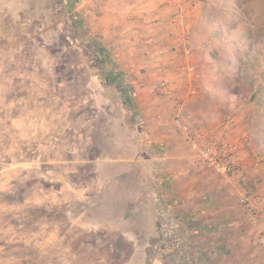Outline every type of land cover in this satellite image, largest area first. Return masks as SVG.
I'll list each match as a JSON object with an SVG mask.
<instances>
[{
  "label": "rangeland",
  "instance_id": "obj_1",
  "mask_svg": "<svg viewBox=\"0 0 264 264\" xmlns=\"http://www.w3.org/2000/svg\"><path fill=\"white\" fill-rule=\"evenodd\" d=\"M27 1L0 0L3 3L0 18L8 22L9 17L13 20L17 9L21 11ZM30 1L38 5L39 16L38 21L31 22L33 24H29L26 31L38 35L42 33L39 24L44 7L47 29L45 50H50L48 55L54 58V61L51 60L61 72L60 79L69 84L67 92L77 96L90 77L89 62L92 61L91 65L98 70L100 66H105L103 50L106 48L101 41L96 42L90 37L85 20L73 11L79 6L78 0ZM203 1L195 0L201 7L200 12H187L186 17H190L197 26L207 20V31L203 30L205 26L192 28L190 34L193 41L185 48L191 49L194 42L198 44L207 40V75L198 77L195 71L188 78V73L183 74L182 71L184 65H181L175 75L174 91L179 93L178 98H182L183 103L192 95L191 85L207 82V102L200 109H192V115L197 120L203 115L207 118V124L202 126L206 130H196L193 138L201 146L209 147L215 142L217 148L228 150L238 169L236 175L227 180L208 168L194 169L200 177L194 176L200 180L205 178L207 186L178 185V193L190 191L192 198H198L193 205L199 206L188 218H185L182 207L179 210L172 207L171 197L178 200L177 196L161 198L156 191L154 200L146 203L139 194L133 196L137 182L129 175L133 166L128 164L131 154L122 151V138L112 137L113 146L110 143L105 145L108 137L105 142L101 138V133L109 129L105 116H102L95 124L96 147L103 150L101 152L111 147L107 150L111 156L108 163L113 164L112 169L119 173L118 177L113 175L111 180L106 181L109 193L101 189L97 197L94 191V197L89 194L81 201L73 200L48 209L42 202L47 172L54 180L63 176L73 180L71 168L64 170L53 166L49 169L44 159H40L36 167L18 165V168H10L15 165L10 166V156L4 154L0 157V169L10 168L0 175V264H264V248L259 247L255 240L260 222L250 220L238 202L240 194L264 201V0H207V10ZM19 29L17 27L13 31L20 34L22 29ZM51 37H56L55 44L48 41ZM24 50L27 56L22 58L0 55L1 84L5 68L30 66L31 49L27 46ZM57 51L67 54L65 59ZM96 54L101 57L100 61L91 58ZM183 54L188 56L185 60L192 59V64H199V59L205 60L204 55L199 54L200 58L193 60L189 52ZM38 63L43 64V61L38 59ZM72 71L78 72L80 77H75ZM137 76L113 75L117 86L123 83L129 85L126 86L125 100L131 117H137L138 113L131 86ZM151 77L154 86L168 84L159 75ZM98 79L101 83L106 82L104 70L98 73ZM159 86L160 89H155L158 95H169L166 94L169 89L163 91ZM40 111L44 117L45 106ZM76 111H82L83 118L92 114L88 106ZM117 116L120 114L114 118ZM70 117L73 118V112ZM76 128H79L78 125ZM224 135L226 138H223ZM189 151L192 152L190 148ZM88 152L93 154L95 151L91 147ZM24 156L23 153V161ZM90 179L88 166L83 167L75 177L79 187L89 183ZM169 187L166 180L161 185L164 191H169ZM155 188L159 189L151 185L152 190ZM127 189L132 194L129 203L135 204V207L121 201L125 193L128 196ZM145 197L149 196L146 194ZM113 205L116 206L114 210L110 209ZM203 211H207V215ZM123 219L126 223L129 221L127 226H123ZM70 222L82 223L85 227L97 222L99 230L80 234L75 228L68 229ZM159 226L160 232L155 229ZM123 229L128 233H123ZM132 242L137 244L136 248L131 246Z\"/></svg>",
  "mask_w": 264,
  "mask_h": 264
},
{
  "label": "crops",
  "instance_id": "obj_2",
  "mask_svg": "<svg viewBox=\"0 0 264 264\" xmlns=\"http://www.w3.org/2000/svg\"><path fill=\"white\" fill-rule=\"evenodd\" d=\"M78 1L79 6L73 11L85 20L90 37L96 42L101 41L106 49L103 50L105 66H100L98 70L91 65L92 61L89 62L90 77L77 96L76 94L71 96L67 92L69 84L60 79L61 72L55 62L53 63L54 58L48 55L51 53L50 50H45L47 29L44 7L42 9L44 15L41 25L39 24L42 33L39 35L26 31L29 24H33L31 22L38 21L39 16L38 5L35 6L30 0L25 2L21 11L17 9V15L15 13L12 16L15 17L13 20L9 17L8 22L0 18V55L22 58L27 56L24 48L28 46L31 49L29 67H17L18 69L8 67L2 71L4 80L2 84L0 81V157L4 154L10 156L12 161L10 166L15 163L10 168H18V165L36 167L40 164V159L45 160V165L49 169L53 166L64 170L71 168L73 180L64 176L62 179L54 180L50 176L51 173L47 172L48 180L45 181L47 184L43 189L42 202L48 209L69 204L73 200L81 201L89 194H93L94 197V191L97 197L101 189L109 193L106 181L111 180L113 175L118 177L119 173L112 169L113 164L108 163L111 156L107 150L111 147L108 146L107 150L101 152L103 150L96 147L97 136L94 135L98 118L105 116L107 120L105 124L109 128V131L104 129L105 132L101 133L104 142L108 137L105 145L110 143V146H113L115 143L112 137L120 136L123 140L122 151L131 154L128 164L133 166L129 175L131 180L136 179L137 182H133L137 185V189L133 190V196L139 194L138 196H142V201L146 203L154 200L156 191H159L161 198L166 195L169 198L177 196L178 200L171 197L172 207L175 210L182 207L186 214L185 218L191 217L197 210L195 207L199 206L193 205L198 198H192L190 191L182 194L181 191H184L182 188L181 193H178L180 190L178 185L207 186L206 179L200 180L198 178L200 174L194 172V169L198 170V166L194 165L193 154L187 148L189 147L187 136L193 138L196 130H206L202 126L207 124L205 123L207 118L203 115L197 120L192 115V109L204 107V102H207V84L199 82L200 84L191 85L189 88L192 95L189 96V100L182 103V98H178L179 93L174 91V80L181 65H184L182 71L183 74L188 73V78L192 77L190 74L195 71L198 77L202 75L197 71V63L192 64V59L185 60L184 58L188 56L183 54L189 52L193 60L197 57L193 46L191 49L185 47L193 41L190 30L207 25V20L197 26L186 15L196 10L200 12V5L195 0ZM2 5L1 2L0 12ZM47 6L48 2L45 7ZM17 27L22 29L20 34L14 32ZM48 41L55 44L56 37L55 39L51 37ZM59 52L57 51V54L65 59L64 56L67 54ZM103 53L99 55L102 56ZM99 55H91V58L100 61ZM38 59L43 61V64H39ZM103 70L106 74L105 83L98 79V73H102ZM72 72L76 74L75 77H80L78 72ZM115 74L138 75L137 80L133 79L131 83L137 117L130 116L125 100L126 86L129 85L119 84L121 87L118 88L113 78ZM157 75L168 82L164 84L165 89H169L166 93L169 95L162 97L156 93L155 89H160L157 87L159 84L154 86L151 76L155 78ZM187 77L184 76L186 79ZM42 106H45L44 117L40 111ZM87 106L92 114L83 118L82 111L76 109L80 107L86 109ZM72 112L73 118L70 117ZM118 113L120 116L115 119L114 116ZM77 125L79 128H76ZM91 147L95 151L93 154L88 152ZM23 153L26 157L24 161L21 158ZM85 166L90 168L91 179L80 188L75 177ZM10 168L0 169V175L2 171L6 172ZM134 176L137 178H133ZM165 180L169 181V191L161 189ZM151 185L158 186L162 191L158 188L152 190ZM125 194L121 201L135 207V204L129 203L132 194L128 189V196ZM146 194L149 197L146 198ZM105 207L108 208V205ZM114 207L116 206L113 205L110 209L114 210ZM203 212L207 215V211ZM128 223L129 221L126 223L123 219V226H127ZM89 225L85 227L82 223L70 222L68 229L75 228L80 234L96 232L97 228L99 230L97 222ZM155 229L160 232V226ZM127 231L123 229V233L126 234ZM131 246L136 248L137 244L132 242ZM143 247L148 249L147 245Z\"/></svg>",
  "mask_w": 264,
  "mask_h": 264
},
{
  "label": "built area",
  "instance_id": "obj_3",
  "mask_svg": "<svg viewBox=\"0 0 264 264\" xmlns=\"http://www.w3.org/2000/svg\"><path fill=\"white\" fill-rule=\"evenodd\" d=\"M160 87L163 91L166 90L164 83ZM223 138H226V135ZM187 139L189 148L193 152L194 165L208 168L227 180L236 175L238 169L233 164V157L228 153V150L217 148L215 142L207 147V145L201 146L195 138L187 136ZM238 202L250 220L260 222L255 240L259 247L264 248V201L259 197H248L246 194H240Z\"/></svg>",
  "mask_w": 264,
  "mask_h": 264
},
{
  "label": "trees",
  "instance_id": "obj_4",
  "mask_svg": "<svg viewBox=\"0 0 264 264\" xmlns=\"http://www.w3.org/2000/svg\"><path fill=\"white\" fill-rule=\"evenodd\" d=\"M204 5H205V9L207 10V0H204ZM205 31H207V25L205 24V29H203ZM193 50L195 51V56L197 55L198 58L199 54L202 56L204 55L203 59H205L204 61H202V59H199V64H197V71H200L203 75H207V40L206 41H201L200 43L198 42V44H196L195 42L193 43ZM204 84H207V82L202 81Z\"/></svg>",
  "mask_w": 264,
  "mask_h": 264
}]
</instances>
